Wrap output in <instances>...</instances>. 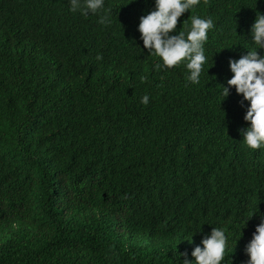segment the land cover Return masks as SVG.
<instances>
[{
    "label": "trees",
    "instance_id": "16d2710c",
    "mask_svg": "<svg viewBox=\"0 0 264 264\" xmlns=\"http://www.w3.org/2000/svg\"><path fill=\"white\" fill-rule=\"evenodd\" d=\"M153 10L0 0V264H195L214 227L221 264H247L264 146L245 144L250 102L227 81L230 59L264 56L252 37L264 0H200L179 18L171 35L193 15L214 23L199 83L188 61L163 67L144 48L140 17Z\"/></svg>",
    "mask_w": 264,
    "mask_h": 264
},
{
    "label": "clouds",
    "instance_id": "9594fccd",
    "mask_svg": "<svg viewBox=\"0 0 264 264\" xmlns=\"http://www.w3.org/2000/svg\"><path fill=\"white\" fill-rule=\"evenodd\" d=\"M199 3L200 0H155V10L141 16L138 26L144 48L162 58L163 67H178L181 62L188 61L186 67L190 75L187 79L192 83H199L203 65L207 61L204 44L214 23L211 18L202 19L193 15L187 34L183 31L177 35L170 33L176 31L179 18ZM103 8L104 0H70V10H79L83 15L89 12L95 14ZM100 23H111L107 14L100 17ZM252 37L258 48H264V15L260 13L252 25ZM229 65L233 75L227 81L228 86H234L237 94H242L244 100L250 102L244 116L250 126L240 130L243 140L249 148L258 150L264 146V56L257 50L248 51L238 60L230 59ZM155 67L159 70L162 65L158 63ZM228 95L229 87L224 86L223 99ZM141 102L147 105L149 97L145 95ZM202 244L203 247L196 246L191 253L195 257V264H221L227 244L225 230L212 228L211 234L202 240ZM246 252L250 257L247 264H264V221L256 226ZM183 264L193 262L185 259Z\"/></svg>",
    "mask_w": 264,
    "mask_h": 264
}]
</instances>
